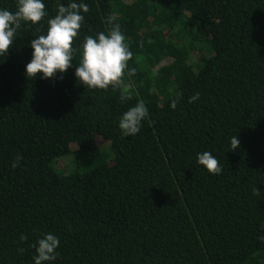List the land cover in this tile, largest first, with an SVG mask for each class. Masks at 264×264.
Listing matches in <instances>:
<instances>
[{
  "label": "trees",
  "instance_id": "16d2710c",
  "mask_svg": "<svg viewBox=\"0 0 264 264\" xmlns=\"http://www.w3.org/2000/svg\"><path fill=\"white\" fill-rule=\"evenodd\" d=\"M43 2L0 56V264H34L48 233L60 243L44 264H264V0H75L89 12L72 67L31 79L30 41L72 0ZM110 15L133 57L121 87L89 89L80 45ZM139 101L149 115L122 135Z\"/></svg>",
  "mask_w": 264,
  "mask_h": 264
},
{
  "label": "clouds",
  "instance_id": "9594fccd",
  "mask_svg": "<svg viewBox=\"0 0 264 264\" xmlns=\"http://www.w3.org/2000/svg\"><path fill=\"white\" fill-rule=\"evenodd\" d=\"M87 12H89V6L83 2L77 3L75 0L67 6L61 4L58 7L57 14L47 21L46 35H39L30 41L33 51L32 58L25 67L27 78L34 79L42 73L43 79H50L56 77L57 72L63 74L72 67L74 53L77 51L73 44L85 19L82 13ZM46 15V5L43 0H17L15 12L0 9V56H5L12 47L17 28L22 21L35 25ZM114 20L115 16L107 17V23L110 25L107 34L99 32L95 37L88 35L80 45L81 59L75 68V78L86 88L107 89L110 85L117 88L123 85L122 77L128 69V61L132 59L133 53L125 43V36L119 24L113 23ZM135 72L136 70L132 68L128 70V75H135ZM199 95L198 92L195 93L189 98V103L199 99ZM130 98L129 90L125 87L120 99L125 101ZM176 103L175 100L171 102L173 109ZM148 115L149 110L143 101L129 108L119 120L121 134L136 135L140 131L141 122ZM230 144L231 150H236L240 146V140L237 136H233ZM19 159L18 157L13 164L14 167L18 166ZM197 163L204 166L210 174L216 175L222 172L218 159L211 152L198 153ZM253 192L259 195L260 189L257 187L253 189ZM20 239L26 241L27 236L22 234ZM260 239L264 241V237ZM59 243L58 237L51 233L38 239L33 245L36 251L34 264L54 261L57 258L56 249Z\"/></svg>",
  "mask_w": 264,
  "mask_h": 264
}]
</instances>
